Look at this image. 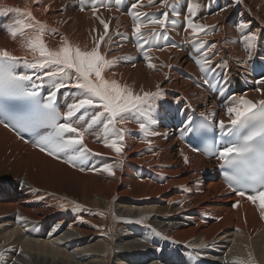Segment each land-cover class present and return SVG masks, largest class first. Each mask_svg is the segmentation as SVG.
Wrapping results in <instances>:
<instances>
[{"label": "bare ground", "instance_id": "bare-ground-1", "mask_svg": "<svg viewBox=\"0 0 264 264\" xmlns=\"http://www.w3.org/2000/svg\"><path fill=\"white\" fill-rule=\"evenodd\" d=\"M75 2L76 6L73 0H39L38 3L35 0H0V49H7L16 56L25 55V50L4 30L3 26L15 18L14 13H2L4 5L22 10L27 7L49 29H54V33H45L50 48L58 47L61 38L66 37L82 50H90L94 46V38L103 32V26L97 19L99 16L109 22L114 41L110 51L107 44L101 45V51L107 53L108 59L120 55L127 58L112 69L115 78L137 93L141 89L155 92L157 85L163 91L164 96L156 101L157 123L151 126L160 134L145 136L135 122L122 125L129 131L125 136L123 152L117 154L102 142L97 144V135L101 130L94 128L85 143L93 152L102 155L91 157L83 167L91 169L93 166L102 167L105 163L112 164L114 175H109L103 171L81 172L78 168L69 167L24 143L0 125V169L20 177L18 190L21 191L13 199L7 190H0V216L8 215L0 221V264H212L206 258L215 260L214 255L219 262L213 264H233L234 260L264 264V219L250 203L225 188L217 173L212 176L211 185L221 189L222 204L205 205L197 196L190 197L181 189L170 198L173 187L182 185L179 181L182 176L180 169L184 166H206L216 172L214 158L192 151L179 127L182 120L198 110L218 116L219 120H227L226 108L231 104V97L251 95L255 101L264 98L257 91L264 88V84L259 83L264 79V31L251 18L254 16L264 25V0H241L240 3L236 0H196L200 5L196 21L215 26L212 34H200V39L215 44L213 51L219 53L213 60L212 71L207 74V78L220 86L217 98L204 88L202 82L193 80L194 75L202 79L205 74L195 63L199 53L195 51L191 29L185 31L190 0H169L171 7L167 9L160 6V0H156V5L149 7V11L157 17V11L165 9L170 19L178 21L175 27L170 25L167 32L169 41L178 47H169L168 42L161 40L162 45H158L159 41L152 49L163 48V52L148 53L151 63L156 64L155 69L147 66L145 52L148 45L143 51L136 46L134 22L129 15L136 0H122L120 5H116L114 0H104V5H100L99 0H85L83 4L81 0ZM67 3H70L69 6L59 12ZM142 3L145 8L149 6L148 0ZM93 4L99 8L96 15L92 11ZM49 6L57 13L50 12ZM173 9L179 11L178 17L172 15ZM137 11L145 13L141 5ZM235 13L243 20H235L234 27ZM241 22H249L251 30H260L251 51L245 49L241 40L242 33L237 27ZM117 29L121 36L115 35ZM184 50L191 51L193 58L188 60ZM28 58L31 59V56ZM223 63L227 66L220 67ZM177 69L182 71L180 82L175 80L180 75ZM44 88L47 94V85ZM66 97L67 91L62 89L58 100L63 110ZM67 98L70 100V97ZM181 100L186 101L180 107ZM145 140H151V145ZM129 148L134 151H129ZM185 155L188 163L184 162ZM127 159L135 165L127 168ZM3 177L11 181L9 176ZM193 179L201 182L198 175H194ZM196 184H184V189L193 188ZM6 187L13 190L15 182L6 184ZM136 188L138 196L147 198L141 205H126L123 200L116 199L118 196L135 197ZM3 192H6L5 197ZM177 199H182L179 200L182 203L172 207V211L182 216L187 210L196 211L201 220L196 216L190 217L196 221V227L173 229L178 222L167 218V209L171 201ZM237 201L239 207H233ZM56 211V223L51 222V218L41 223L45 215ZM211 214L216 216V220L212 223L204 221L206 215V219H211ZM67 220H71V226L62 229V223ZM126 226L134 231V239L127 236ZM94 228L102 229L103 239L92 242L77 238L89 234ZM226 232L231 239L225 238L223 242ZM150 245L156 249L154 259L128 252ZM10 250L14 253L7 256ZM8 258L7 263L3 262Z\"/></svg>", "mask_w": 264, "mask_h": 264}, {"label": "snow or ice", "instance_id": "snow-or-ice-1", "mask_svg": "<svg viewBox=\"0 0 264 264\" xmlns=\"http://www.w3.org/2000/svg\"><path fill=\"white\" fill-rule=\"evenodd\" d=\"M35 2L38 3L39 0ZM84 2L85 0H81L82 4ZM142 2L143 0H136L131 5L129 15L134 22L136 46L143 51L145 45H148L145 52L147 66L155 69L156 64L151 63L152 58L148 53L160 40L168 42L169 47H178L169 41L167 34L169 26L175 27L178 21L170 19L167 10L159 17L137 11ZM240 2L241 0H236V3ZM114 3L120 5L122 0H114ZM99 4L104 5V0H99ZM148 5L155 6L156 0H148ZM160 6L166 9L171 7L169 0H160ZM199 8L196 0H190L187 5L185 31L191 29L192 42L196 45L195 51L199 53L195 63L205 74L204 83L208 84L207 73L212 71L213 60L219 53L213 51L215 44L200 39V34H212L215 26L196 21ZM83 10L82 7L81 11ZM92 11L94 15L99 11L96 4L92 5ZM2 13L15 14V18L3 27L6 34L25 50V55L16 56L7 49H0V125L14 131L21 140H25L24 132L39 133L38 138L34 137L32 141L26 142H31L34 148L48 157L78 168L81 172L103 171L109 175H114L112 164L105 163L102 167L93 166L91 169L83 167L85 161L91 157L102 155L93 152L85 143L94 128L101 130L97 139L117 154L123 152L125 136L129 131L122 125L135 122L145 136L160 134L153 131L151 126L157 123L156 101L164 93L159 90V85L155 92L141 89L137 93L132 87L115 78L116 74L112 69L121 59L127 58L114 56L108 59L107 53L101 51V45H109L110 51V46L114 43L108 21L97 16L103 32L94 38V46L90 50H82L66 37L61 38L58 47L50 48L45 40V33H54L55 30L49 29L43 21L37 19L29 8L22 10L4 5ZM172 15L178 17L180 13L173 9ZM149 25L152 26L151 31L143 32L142 29ZM237 27L242 33L241 40L245 49L251 51L256 45L260 30H251L249 22H241ZM115 35L121 36L122 33L117 29ZM29 55L31 59L28 58ZM219 66L227 65L223 63ZM259 83L264 84V79ZM46 85L48 92L45 98L40 93ZM62 89L67 91L70 100L66 97L64 110L60 111L57 101ZM257 91L264 96V88ZM9 101L20 102L18 112L11 111ZM226 114L228 119L219 120L218 127L222 135L230 134L237 137V140L227 139L216 152V156L221 161L222 168L234 170L235 174L226 177L228 187L253 205L258 203L259 214L264 219V99L253 101L245 95L233 96L230 106L226 108ZM9 119L13 122H8ZM191 124V120H186L182 133L197 131ZM144 142L149 145L152 143L151 140ZM192 151L200 149L193 147ZM184 162H189L186 155ZM238 176L242 182L244 177H248L255 183L256 187L252 188L254 194H249L244 187L235 186ZM233 207H239V201ZM233 264L247 262L234 260Z\"/></svg>", "mask_w": 264, "mask_h": 264}, {"label": "rangeland", "instance_id": "rangeland-1", "mask_svg": "<svg viewBox=\"0 0 264 264\" xmlns=\"http://www.w3.org/2000/svg\"><path fill=\"white\" fill-rule=\"evenodd\" d=\"M69 4L70 3H67L66 5H64V7H62L59 12H61L64 8L68 7ZM73 4L76 6L75 0H73ZM141 6H142V9L145 11V13H148L150 15L152 14V12L149 11L150 5L145 8L143 6V3H142ZM49 7H50L49 8L50 12L57 13L52 6H49ZM236 13H237V11H236ZM236 13H235V15L233 17L234 18V20H233V26L234 27H235V25H234L235 20H243L242 18H238L236 16ZM251 18L255 19V21H257V24H259L261 26L262 31H264V25H262L254 16H251ZM151 28H152V26L149 25L148 27L143 28L142 31L147 33L149 31H151ZM158 31H159V29H158ZM158 45H162L161 40H160V43ZM154 52L161 53V50L152 49V51L150 53H154ZM162 52H163V50H162ZM119 57L125 58L124 55H120ZM126 60L127 59H121L119 62H125ZM179 63H181V61ZM178 67H179V64L176 65V68H178ZM177 70L180 72V75L176 76L175 80L180 82L181 77H182V71L179 70V69H177ZM189 98L190 97H187V99H189ZM185 101L181 100L180 107L183 106ZM99 143H100V141L98 140L97 144H99ZM129 151L133 152L134 150L129 148ZM58 161H60V160H58ZM60 162H62V161H60ZM66 165L69 166V167H72L71 165H68V164H66ZM125 165L127 166V168H129V167H132V165H135V164L133 162H131L130 159H127V161L125 162ZM179 167H181V165H179ZM72 168H75V167H72ZM180 170H181L182 176H181V179L179 181L182 182V185L176 184L173 187V191H172V193L170 195V198L173 197L181 189L182 191H185L186 194L188 196H190V197L191 196H197L199 198V200L205 205H214V204L215 205H220V204L223 203V200H222L223 196L221 194V189L219 187L211 185V183H212L211 181L214 179L212 176L217 175L216 172L214 171V169L210 170L206 166H200V167H197V168H194V167H191V166H184ZM6 175L11 178V181H6L8 179L3 177V176H6ZM194 175H198L201 178V182H195L194 179H193ZM133 176H134L135 179H137V177H139L138 170H137V177L134 174H133ZM11 182H15V187H14L13 190H11V189L6 187V184L11 183ZM19 183H20V177L19 176H16V175H14V174H12L10 172H5V171L0 169V190H7L9 192V197L13 198L14 195H18V194L21 193V191L18 190ZM194 183H197V184L193 188H190V189H187V190L184 189L185 188L184 184H187L188 186H190V185H193ZM64 189L68 190L66 188H64ZM136 189L137 190H136L135 194H133L135 197H133V196L132 197L118 196V197H116V199L117 200H123V203L126 204V205H141L142 203L147 201V198L138 196V194H139L138 193V188H136ZM179 200H182V199L172 200L171 203H170L169 208L167 209V211H168L167 218H170V220H172V221L178 222L177 225L173 226V229H177V227H181V228L196 227L197 226L196 221L194 220V218H190L192 216H196L195 218H199L201 220V218H200L201 215L196 213V211L187 210L186 214H184V216L180 215L181 213H174L172 211L173 210V209H171L172 207L174 208L176 206L181 205L182 201L180 202ZM167 204H168V202H167ZM211 215H212L211 219H206L208 217V215H206V218H204V221H208V222H211V223L214 222L216 220V216L213 215V214H211ZM6 218H8V215L0 216V221L5 220ZM47 218L53 219L51 222L54 221V223H56L57 220H58V212L57 211L56 212H51V213L45 215L43 217V220H40L41 223L45 222ZM70 221L71 220H67V221H65V223H62L63 224L62 229L65 226H67V227L71 226L70 225L71 224ZM101 230L102 229L94 228L93 230H90L89 234L82 235V236H79L77 238H85L86 240H90V241L93 240L92 242H94V241L103 239V235H101V232H100ZM125 230L127 232V236L134 239V237H135L134 231L132 229H130L129 226H126ZM99 232H100V234H99ZM222 241L225 242L226 239H224ZM210 245H213V244H209V246ZM128 252H131L133 254H140L141 256H149L150 259H154V257H155L154 254L156 252V249L153 246L150 245V246H148L145 249H140V250L131 249V250H128ZM10 253H14V250L8 251L7 256H9ZM96 254L97 253H94V255H96ZM7 260H9V258L6 259L3 262L7 263ZM126 263H129V262H126ZM131 263H132V260H131Z\"/></svg>", "mask_w": 264, "mask_h": 264}, {"label": "trees", "instance_id": "trees-1", "mask_svg": "<svg viewBox=\"0 0 264 264\" xmlns=\"http://www.w3.org/2000/svg\"><path fill=\"white\" fill-rule=\"evenodd\" d=\"M2 195L5 197L6 196V192H3Z\"/></svg>", "mask_w": 264, "mask_h": 264}]
</instances>
